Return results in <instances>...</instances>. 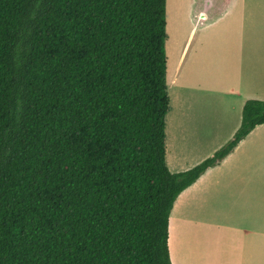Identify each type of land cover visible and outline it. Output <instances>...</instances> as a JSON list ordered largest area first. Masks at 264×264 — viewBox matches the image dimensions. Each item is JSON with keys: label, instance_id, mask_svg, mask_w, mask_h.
Returning <instances> with one entry per match:
<instances>
[{"label": "trees", "instance_id": "obj_1", "mask_svg": "<svg viewBox=\"0 0 264 264\" xmlns=\"http://www.w3.org/2000/svg\"><path fill=\"white\" fill-rule=\"evenodd\" d=\"M167 0H0V264H172Z\"/></svg>", "mask_w": 264, "mask_h": 264}, {"label": "crops", "instance_id": "obj_2", "mask_svg": "<svg viewBox=\"0 0 264 264\" xmlns=\"http://www.w3.org/2000/svg\"><path fill=\"white\" fill-rule=\"evenodd\" d=\"M206 2L207 10L199 11L197 20L201 16L200 22L210 27V37L216 43V60L221 64L208 70L206 81L191 85L192 90L202 84L212 90L206 98L212 104L209 110H200L201 102L195 91L184 96L183 105L179 96L174 128L176 142L171 154L167 135L170 110L167 112L166 162L172 172L187 170L212 155L241 124L245 101L264 100V0ZM214 8L216 11L209 14ZM177 95H180L179 90ZM219 97L230 100L226 111L216 107ZM186 123L189 126H185ZM246 139L243 138L220 163L202 173L175 200L168 226L172 264L263 263L261 205L258 208L259 200L264 197L263 178L258 174L248 177L249 161L253 159L245 152L236 157L248 143ZM179 141L183 143L181 150L177 146ZM255 171L258 172V168ZM215 215L219 221L214 220ZM238 215L246 218L253 215L254 219L250 224L233 223ZM211 232L220 238L213 249L205 239ZM248 252L251 254L247 255ZM189 253L193 254L190 258L183 255Z\"/></svg>", "mask_w": 264, "mask_h": 264}, {"label": "rangeland", "instance_id": "obj_3", "mask_svg": "<svg viewBox=\"0 0 264 264\" xmlns=\"http://www.w3.org/2000/svg\"><path fill=\"white\" fill-rule=\"evenodd\" d=\"M206 1L207 0H167L166 52L167 85L170 110L167 115V135L169 154L173 153L174 144L176 142L174 128L179 96L180 102L182 101L183 105L184 96H187L186 94L190 95L192 91H195V96L198 97L201 102L198 105L201 111L209 110V107L212 105L208 103L210 99L206 98L209 97L208 95L212 94L213 92L206 84H202L201 86L196 87L194 90L191 89L192 84H199L197 81H206L208 79V70L210 68L221 64V62L216 60V43H214L215 39L210 37V27L205 25L206 22H200L202 21L201 16L197 20L198 15H200L199 13H201L199 11L207 10ZM215 11L216 8L211 9L209 14ZM220 48L221 47L218 45L219 50ZM177 77L179 78L178 82ZM188 84H190V86H188ZM178 90L180 91V95H177ZM216 103V107H219V110L223 111H226V108L229 104L231 105L230 100L226 98L223 99V97H219L218 102ZM184 109L185 108H183L182 111H184ZM232 121H235V119L233 118ZM185 126H189V124L186 123ZM232 136L226 140L223 145L229 141ZM246 138V143H248L242 146L240 151L236 153V157L245 152L250 158L253 159L249 161L250 164L249 168L247 169L249 174L248 177L257 176V174L258 176H262V191L264 193V123L257 125L256 130H253L251 133H249ZM177 146L178 150H181L183 143L181 144L179 141ZM256 168H258V172L255 171ZM259 201L260 204L258 202V208L261 205L260 207L262 208L263 217V227L261 229L264 230V197ZM213 218L215 221H219L218 216L215 215ZM253 219V215H249L247 218L244 215H238L237 219H235L233 223L250 224L252 223ZM212 226L217 225L212 224ZM218 238L219 237L215 232H211L205 236V239L208 240V244L210 243L209 245L212 247V249L214 248ZM250 254V252L247 253V255ZM183 255L190 258L193 254L189 253ZM218 255L219 253H216V256ZM262 255V264H264V237Z\"/></svg>", "mask_w": 264, "mask_h": 264}]
</instances>
